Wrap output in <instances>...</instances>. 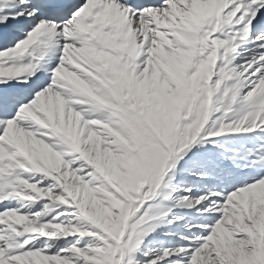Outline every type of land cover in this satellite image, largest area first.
Wrapping results in <instances>:
<instances>
[{"label": "snow or ice", "instance_id": "1", "mask_svg": "<svg viewBox=\"0 0 264 264\" xmlns=\"http://www.w3.org/2000/svg\"><path fill=\"white\" fill-rule=\"evenodd\" d=\"M0 264H264V0H0Z\"/></svg>", "mask_w": 264, "mask_h": 264}]
</instances>
